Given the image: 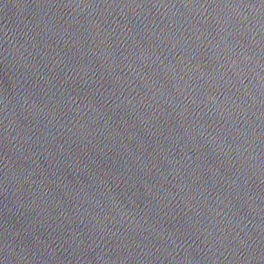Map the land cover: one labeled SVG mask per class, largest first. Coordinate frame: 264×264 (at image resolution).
I'll use <instances>...</instances> for the list:
<instances>
[{
    "label": "water",
    "instance_id": "95a60500",
    "mask_svg": "<svg viewBox=\"0 0 264 264\" xmlns=\"http://www.w3.org/2000/svg\"><path fill=\"white\" fill-rule=\"evenodd\" d=\"M0 121L264 134V0H0Z\"/></svg>",
    "mask_w": 264,
    "mask_h": 264
}]
</instances>
